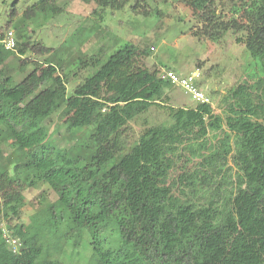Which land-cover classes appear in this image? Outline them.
I'll use <instances>...</instances> for the list:
<instances>
[{
    "label": "trees",
    "instance_id": "obj_1",
    "mask_svg": "<svg viewBox=\"0 0 264 264\" xmlns=\"http://www.w3.org/2000/svg\"><path fill=\"white\" fill-rule=\"evenodd\" d=\"M54 1L15 0L0 35L20 6L27 21L57 13ZM81 1L95 3L100 21L125 8L160 15L144 8L153 0ZM242 1L224 19L215 0H179L212 44L247 32L250 69L224 94L220 114L209 103L170 105L173 85L144 65L148 51L127 42L78 63L94 73L69 92L65 64L54 61L79 32L53 49L14 26V64L0 44V147L12 160L0 169V264H264V0ZM28 54L44 60L21 58ZM61 107L68 119L58 147L44 122ZM150 109L167 122L145 126L127 147L129 124ZM42 187L55 200L40 197L25 226V194Z\"/></svg>",
    "mask_w": 264,
    "mask_h": 264
},
{
    "label": "rangeland",
    "instance_id": "obj_2",
    "mask_svg": "<svg viewBox=\"0 0 264 264\" xmlns=\"http://www.w3.org/2000/svg\"><path fill=\"white\" fill-rule=\"evenodd\" d=\"M14 1L0 0V27L4 25ZM25 1L28 3L34 0ZM54 3L58 8L57 13L46 12L27 21L22 19L24 5L20 6V13L13 19L10 30L14 31V26L20 25L22 29L26 28L34 42H41L53 49L64 44L73 36V33L79 32L78 40L71 41L74 43L69 53L61 60L54 61L55 64H65L63 75H69L67 85L69 92L85 77L94 73V70L77 71L78 63L93 54L100 46H104L108 51L109 47L114 49L123 42L131 43L144 52L148 51V56L141 60L150 71L160 76L165 70H172L181 76L194 74L197 86L208 97L214 114L221 113L222 97L233 86L243 82L250 69V56L244 43L247 37L246 31L234 36L229 33L217 43L212 44L207 37L201 35V28L204 25L192 18L179 0H153L144 7L148 13L157 9L160 12L159 18L151 15L148 17L135 15L125 8L122 11H108L101 21L92 15L96 9L93 1L55 0ZM243 5L242 0H215L216 13L224 19L234 17L235 10H239ZM5 52L7 56L5 64H14L16 51ZM21 58L39 62L44 60V57L30 54ZM107 58L108 55L102 62ZM30 69L28 68L27 71ZM73 73H76V76H72ZM21 77L17 75L15 80L19 81ZM166 94L169 104L173 107L193 108L198 104L177 86H172ZM63 109L64 107H61L44 122L52 144L58 147L66 145L64 123L68 117ZM165 122H167V116L164 112L150 109L144 117L129 124L124 144L126 143L128 147L137 141L145 126ZM11 167L10 150L2 145L0 169L8 171ZM40 197H47L50 201L55 200L53 193L46 187L28 190L25 198L32 202V205H27L23 210L21 222L25 226H28L29 216L37 206Z\"/></svg>",
    "mask_w": 264,
    "mask_h": 264
},
{
    "label": "built area",
    "instance_id": "obj_3",
    "mask_svg": "<svg viewBox=\"0 0 264 264\" xmlns=\"http://www.w3.org/2000/svg\"><path fill=\"white\" fill-rule=\"evenodd\" d=\"M0 44L4 47V50L14 51L16 47L13 31H8L3 36L0 35ZM162 78L168 80L173 86L181 88L185 93L199 104L209 103L208 97L197 86L196 78L194 74L181 76L172 70L163 71ZM7 243L10 244L13 252H17V241L7 238Z\"/></svg>",
    "mask_w": 264,
    "mask_h": 264
}]
</instances>
